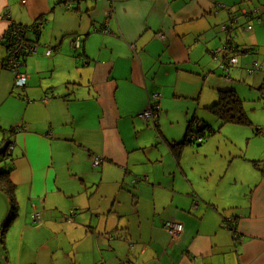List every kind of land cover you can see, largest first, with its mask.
Instances as JSON below:
<instances>
[{
    "label": "crops",
    "instance_id": "crops-1",
    "mask_svg": "<svg viewBox=\"0 0 264 264\" xmlns=\"http://www.w3.org/2000/svg\"><path fill=\"white\" fill-rule=\"evenodd\" d=\"M3 15L0 146H12L17 213L4 229L0 191V264H264V0H0ZM38 20L19 89L5 36ZM216 73L218 94L237 92L234 76L263 102L251 125L187 143L193 120L218 129L219 97L203 103ZM157 93L155 127L140 116Z\"/></svg>",
    "mask_w": 264,
    "mask_h": 264
},
{
    "label": "built area",
    "instance_id": "built-area-1",
    "mask_svg": "<svg viewBox=\"0 0 264 264\" xmlns=\"http://www.w3.org/2000/svg\"><path fill=\"white\" fill-rule=\"evenodd\" d=\"M109 1V0H108ZM7 15L0 16V19H8ZM238 20V16L233 17V22ZM44 22L42 20H38L30 26H19L14 23H10L9 29L5 36V46L7 48V61L6 68L12 72L15 76V87L16 88H25L28 84L29 76L22 71L25 66V59L28 55L33 54L37 51L38 45L35 42L30 41L27 36L29 33H40L44 30ZM224 32L229 31L227 26L222 28ZM252 27L249 26L248 30H251ZM107 33V30L102 31ZM73 50L78 51L82 49V42L79 38L75 39L71 44ZM232 51V49L230 50ZM238 51V50H236ZM242 51H245L244 49ZM53 53V49L51 47L47 48L46 55L51 56ZM219 51L215 52L213 55L217 57L219 55ZM226 64L227 65H235L238 63L237 56H226ZM224 68L225 65H223ZM258 69V64L255 63L254 67L249 70L250 75L254 73L255 70ZM228 77V76H226ZM229 80V79H228ZM162 99V95L157 93L152 95L150 99L149 108L140 116V118L147 123H152L155 127L158 124L160 118V102ZM192 140L196 143H202L203 138L198 136H192ZM103 163V160L99 157L94 158V166L98 167ZM74 215V212H72ZM34 223L41 222V214L36 212L32 216ZM226 225L231 228L233 224L231 222H226ZM164 229L166 232L174 239H179L183 232V225L176 221H167L164 224ZM237 238V237H236ZM239 238V237H238Z\"/></svg>",
    "mask_w": 264,
    "mask_h": 264
},
{
    "label": "trees",
    "instance_id": "trees-1",
    "mask_svg": "<svg viewBox=\"0 0 264 264\" xmlns=\"http://www.w3.org/2000/svg\"><path fill=\"white\" fill-rule=\"evenodd\" d=\"M209 110L218 121V129L213 128L206 122L201 126V121L199 120L194 124L193 122H195V120H193L188 126L187 143H196L192 140V136L201 137L204 141L227 124L251 125L250 118L244 107V102L234 89L220 91L218 101L215 102ZM9 144L10 142H7L4 146L0 147V191L8 197L11 208L8 222L4 229L7 228L17 213V205L14 198L15 186L10 178L12 166L9 162L12 160V146Z\"/></svg>",
    "mask_w": 264,
    "mask_h": 264
},
{
    "label": "rangeland",
    "instance_id": "rangeland-1",
    "mask_svg": "<svg viewBox=\"0 0 264 264\" xmlns=\"http://www.w3.org/2000/svg\"><path fill=\"white\" fill-rule=\"evenodd\" d=\"M241 52L242 51H240V53ZM237 57L242 58L243 54L238 53ZM232 78L236 79L235 84L236 83L238 84V85H236L238 88L237 89L238 95L244 101V107H245V109H246V111L250 117L251 115H253L257 112V110L253 111L255 108L254 104H257L258 106H260V103L263 102L261 92L259 90L261 86L257 89V87L251 86L252 84H247V83L241 82V80L238 77L235 78L233 76ZM213 81L215 82V84L213 83ZM219 82H222V84L225 85L224 84L225 80L223 79V77L221 75H219L217 73L215 75H213L210 79L207 80V87H206V90L204 91L203 103L212 101L217 96L219 97L218 88H217L219 85ZM211 87H212V89H216V91H215L216 93L212 89L209 90V88H211ZM205 97H206V99H205ZM202 105H204V104H202ZM210 116H212V115H210ZM213 118H215V117H213ZM7 222H8V220L6 221V223Z\"/></svg>",
    "mask_w": 264,
    "mask_h": 264
}]
</instances>
